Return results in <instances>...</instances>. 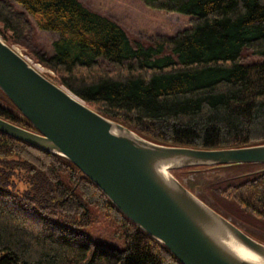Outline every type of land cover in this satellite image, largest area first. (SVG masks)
<instances>
[{
  "label": "trees",
  "instance_id": "obj_1",
  "mask_svg": "<svg viewBox=\"0 0 264 264\" xmlns=\"http://www.w3.org/2000/svg\"><path fill=\"white\" fill-rule=\"evenodd\" d=\"M143 1L189 15L190 25L134 42L81 0H0V35L21 44L32 21L56 33L49 51L33 53L52 71L44 75L149 140L208 149L264 143V0ZM246 49L261 59L245 62ZM0 117L37 131L1 88ZM205 167L184 182L191 191L210 206L223 196L264 217V169L223 186ZM95 225L124 246L97 242L86 231ZM0 264L183 263L69 158L0 130Z\"/></svg>",
  "mask_w": 264,
  "mask_h": 264
},
{
  "label": "water",
  "instance_id": "obj_2",
  "mask_svg": "<svg viewBox=\"0 0 264 264\" xmlns=\"http://www.w3.org/2000/svg\"><path fill=\"white\" fill-rule=\"evenodd\" d=\"M0 88L37 128L0 117V130L73 161L183 264H264V243L191 191L172 170L263 163L264 143L195 148L149 140L39 71L0 35ZM262 262L241 256L231 241Z\"/></svg>",
  "mask_w": 264,
  "mask_h": 264
},
{
  "label": "rangeland",
  "instance_id": "obj_3",
  "mask_svg": "<svg viewBox=\"0 0 264 264\" xmlns=\"http://www.w3.org/2000/svg\"><path fill=\"white\" fill-rule=\"evenodd\" d=\"M81 1L89 8L105 14L120 23L134 42L142 41L144 43H150L156 34L171 35L190 25L189 15L149 7L143 0ZM56 37V33L38 29L32 21V27L23 42L21 44H14L13 46L21 54L28 57L43 74L52 73L51 70L47 69L35 59L33 53L38 50L41 52L49 51L51 49V43ZM259 59H261V56L256 55L250 49L244 50L243 60L245 62ZM205 168L204 175L206 177L211 180L217 177L221 182L215 185L224 186L227 183L244 181L246 178L252 176L254 172L264 169V164L241 163L224 166H207ZM194 169L197 170L196 167L179 168L172 170V173L184 183L193 177ZM216 182L218 181L216 180ZM209 203L214 209L228 216L245 232L264 243V217L257 216L251 211L245 210L236 201L223 196H213ZM86 231L97 242L108 243L119 247L124 246L123 240L115 241L112 239L111 231L105 225L88 226L86 227Z\"/></svg>",
  "mask_w": 264,
  "mask_h": 264
},
{
  "label": "bare ground",
  "instance_id": "obj_4",
  "mask_svg": "<svg viewBox=\"0 0 264 264\" xmlns=\"http://www.w3.org/2000/svg\"><path fill=\"white\" fill-rule=\"evenodd\" d=\"M230 244L244 258H247V259L255 261V262H262V260L259 256H257L253 252L249 251L248 249L238 245L233 240L230 242Z\"/></svg>",
  "mask_w": 264,
  "mask_h": 264
},
{
  "label": "built area",
  "instance_id": "obj_5",
  "mask_svg": "<svg viewBox=\"0 0 264 264\" xmlns=\"http://www.w3.org/2000/svg\"><path fill=\"white\" fill-rule=\"evenodd\" d=\"M36 66V65H35ZM36 68H38L37 66H36Z\"/></svg>",
  "mask_w": 264,
  "mask_h": 264
}]
</instances>
